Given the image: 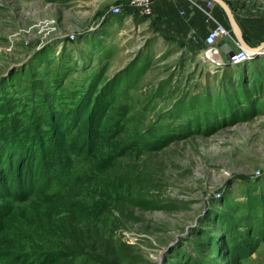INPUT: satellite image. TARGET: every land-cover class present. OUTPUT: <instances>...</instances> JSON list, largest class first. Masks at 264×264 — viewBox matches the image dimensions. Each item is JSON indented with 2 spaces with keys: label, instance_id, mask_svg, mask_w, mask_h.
Here are the masks:
<instances>
[{
  "label": "rangeland",
  "instance_id": "374dc122",
  "mask_svg": "<svg viewBox=\"0 0 264 264\" xmlns=\"http://www.w3.org/2000/svg\"><path fill=\"white\" fill-rule=\"evenodd\" d=\"M225 1L246 42L263 41L264 0ZM129 3L0 0V77L15 73L0 87V149L15 140L25 152L19 157L35 156V167L52 142L53 112L69 114L71 125L77 109H87L93 123L92 149L80 135L83 122L67 136L73 149L61 164L81 187L69 188L65 209L53 204L50 236L37 241L28 232L18 243V223L31 221L32 208L43 203L23 200L20 187L0 195L6 236L15 241L10 248L37 250L24 264H210L193 228H214L211 220L223 217L226 235L222 228L208 234L228 241L234 258L220 264H264V207L246 209L264 193V74L246 113L227 116L217 104L211 115L192 113L190 98L218 87L223 66L158 39L145 22L149 15L128 19ZM256 57L264 69V53ZM242 62L222 60L232 69ZM212 65L216 73L207 71ZM24 141L40 146L26 149ZM58 253L71 256L50 255ZM16 254L0 263H21Z\"/></svg>",
  "mask_w": 264,
  "mask_h": 264
},
{
  "label": "trees",
  "instance_id": "16d2710c",
  "mask_svg": "<svg viewBox=\"0 0 264 264\" xmlns=\"http://www.w3.org/2000/svg\"><path fill=\"white\" fill-rule=\"evenodd\" d=\"M41 54L42 53H39V55ZM258 58L259 57H256L250 61L242 62V64H237V66L239 65V67L235 69L231 68L234 66H223V72L218 79V87H213L214 89L209 93L204 91L199 94H193V96L190 98L189 109L192 111V113L198 116L203 115L204 113L207 115H211L215 110L211 106L212 104H217L219 106L222 105V107H224V115L228 114L230 116H233L238 115L239 113H246L249 110L248 106L252 105V103L255 102V97H257L259 93L258 89L261 88V84L258 83L261 77H263L262 75L264 74V69L259 66ZM33 60L34 59H31V61H29L28 63L32 64ZM22 70L24 73L28 71V69H26V64L25 67L22 68ZM14 74L15 73L13 72H9L6 75L1 76L0 87ZM86 103L87 99H85L84 105ZM195 105L196 107H194ZM68 116L69 114H67L64 118L63 115L57 116V113L55 112L51 114L50 117L52 122V135L50 141L52 142L50 146H46L42 150H40V160L35 167V156L32 157L31 160L25 159L24 156L19 157V155H24L25 152L21 150L20 145L18 146L19 149L15 147L14 144L17 143L15 140L9 139L7 141H4L5 144L3 145L4 147H2L4 149H0V195L2 193L13 195L11 192V189H13L12 187H14V189L20 187V190L24 191L25 194L23 200H30V203L32 202V200L35 202L37 201L40 205L41 203H43V205L41 206H34L32 208L34 215L35 213L38 216L40 214L41 225H39L35 221V218L37 217L36 215L31 221H22L21 223H18V243L20 241L19 236L21 235L26 237V235L30 234V237L36 239L37 241L43 239L46 236H50L52 231L56 228L53 227V224L49 225V217L52 213L51 211L53 204H57L59 207L65 209L66 205L68 204L67 199L69 197V188L81 187L76 186V184L78 183V179H74L73 177H71L69 172L66 170L67 167L63 166L66 164L62 165L61 163L64 160V162L66 163V160L69 159V155L65 152L66 149H73V145L67 141V136L71 134V130L73 128H76V126L81 124V122L84 123V127H79L80 135H84L86 138L85 142L83 143H85V146H87L88 149H92V147L90 148L91 143L89 141L88 135L91 130V126H93V123L91 122L92 115L89 110L79 108L77 109V112H75V120L72 119L73 122L71 125H68V123H66V118ZM48 125L50 127V124ZM65 128L67 129L64 130ZM28 146L30 148L37 149L40 144L37 146L35 145V143L30 144L28 141H24L23 147H27L26 149H28ZM50 147H52L51 150H49ZM6 149H8L10 152H6ZM17 153L18 160H15L14 156ZM6 154H8L9 156L6 157ZM33 170L36 171L34 172ZM63 176L65 180L63 179L59 181L58 179L63 178ZM14 182L18 183V185L20 183L24 184V186H11ZM49 182L50 184L47 186ZM252 183L253 182H251V184ZM260 184L261 183L259 182H254L253 186H258ZM49 190H52V193H48ZM251 198L253 200V205L251 204L250 207H247V210H251L253 208L256 209L259 205L264 207V193L263 195L254 194ZM48 200H52L51 206L50 203L48 204ZM242 205L244 206L243 203ZM6 212L7 211L5 208L0 207V259L4 260L8 255L17 253L16 255L18 256V262L22 261L19 264H24L25 262L29 261V256L31 257L35 255L37 250H31V252L28 253L26 252L28 250L17 252L13 251L10 248V245L15 243V241H13V238L9 239L6 236L8 232V228L6 226L7 217H5ZM214 218L216 219L217 216H215ZM211 221L213 223L211 225H213L214 228H212L211 226L209 228H204L202 226L193 228L194 230L198 229V232L194 233V237H200L204 242V248L210 250V252L207 253L208 256H213V258H210L212 260L210 264H220L222 263V261L227 262L226 259L234 258L228 247L227 239L223 238V236L221 235L220 239L214 241L212 236L208 235L210 233V230L213 231V229L215 230L216 228H222V230L220 231L223 233V235L224 233L226 235L227 231L224 229L225 218L222 217L218 224L214 220ZM34 222H36V224ZM61 229L62 228H59V232L62 231ZM12 236L15 238L14 234H12ZM45 254L49 256V254L46 252L41 255L46 256ZM50 255H57L63 258L71 256V254L61 253ZM188 261L187 264L200 263H196V261L192 263V260H190L191 263ZM15 262L12 261L10 264H16ZM36 262L37 264H49L51 263V260L40 259Z\"/></svg>",
  "mask_w": 264,
  "mask_h": 264
},
{
  "label": "crops",
  "instance_id": "0c3cea01",
  "mask_svg": "<svg viewBox=\"0 0 264 264\" xmlns=\"http://www.w3.org/2000/svg\"><path fill=\"white\" fill-rule=\"evenodd\" d=\"M127 0H124V2ZM152 14L145 19L149 24L152 34L159 36L158 39L173 40L178 47L179 52L193 53L199 56L204 47V36L208 29L213 27L217 21H223L228 35L218 38L216 44L222 46L227 43L225 39H229L228 43H232V34L229 29L227 19H222V9L215 3L204 11L199 6H204V0H152ZM124 8V7H123ZM125 10V8L123 9ZM126 11V10H125ZM126 13L128 19L138 16L130 9ZM226 18V16H225ZM241 31L242 24L238 22ZM107 26V25H106ZM244 31V30H243ZM243 33V32H242ZM246 34V33H245ZM230 37V38H229ZM252 40H259V37H250ZM221 52L223 50L221 49ZM254 59V57L252 58ZM250 59V60H252ZM247 60V61H250ZM224 66V64L220 65ZM223 68V67H219ZM208 72H217V67L210 66ZM211 73V72H210Z\"/></svg>",
  "mask_w": 264,
  "mask_h": 264
},
{
  "label": "water",
  "instance_id": "95a60500",
  "mask_svg": "<svg viewBox=\"0 0 264 264\" xmlns=\"http://www.w3.org/2000/svg\"><path fill=\"white\" fill-rule=\"evenodd\" d=\"M211 1L217 4L223 10L233 38H231L232 43L230 42L228 43L229 39L228 40L225 39L227 43L223 44L222 46H218L217 44H215V46L220 47L223 50V52H221V50L219 51L217 47L215 52L209 55L211 57V60H208L209 59L208 57L205 58L206 62L210 61L211 63L217 62L218 64H222V60H225V62H227L232 58V56H234L236 52H240V51H243L244 56H250V55L255 56L256 54L264 53V40L256 45H251L248 42H246V40L243 37L241 28L235 17V14L225 0H211Z\"/></svg>",
  "mask_w": 264,
  "mask_h": 264
},
{
  "label": "built area",
  "instance_id": "2783aa9c",
  "mask_svg": "<svg viewBox=\"0 0 264 264\" xmlns=\"http://www.w3.org/2000/svg\"><path fill=\"white\" fill-rule=\"evenodd\" d=\"M152 0H130L129 7L132 12H134L138 16L150 15L152 13ZM213 2L211 0H205L204 6H199L204 11L207 8L212 6ZM121 11V9L115 8L113 13H117ZM228 35V30L219 22H216L213 27H210L204 36L203 42L204 47L202 49V53L204 57H209L213 52H215V44L218 38L222 36ZM243 51L236 52L234 56L228 61L231 63H238L240 61L250 60L254 55L244 56ZM224 64V63H222ZM219 64V65H222Z\"/></svg>",
  "mask_w": 264,
  "mask_h": 264
},
{
  "label": "bare ground",
  "instance_id": "6f19581e",
  "mask_svg": "<svg viewBox=\"0 0 264 264\" xmlns=\"http://www.w3.org/2000/svg\"><path fill=\"white\" fill-rule=\"evenodd\" d=\"M254 57H255V56H254ZM252 58H253V57H252ZM252 58H251V59H252Z\"/></svg>",
  "mask_w": 264,
  "mask_h": 264
}]
</instances>
